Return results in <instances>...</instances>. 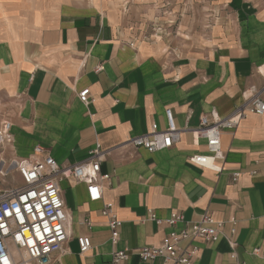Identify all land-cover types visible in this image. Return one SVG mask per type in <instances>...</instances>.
Wrapping results in <instances>:
<instances>
[{
	"label": "crops",
	"instance_id": "crops-1",
	"mask_svg": "<svg viewBox=\"0 0 264 264\" xmlns=\"http://www.w3.org/2000/svg\"><path fill=\"white\" fill-rule=\"evenodd\" d=\"M123 1L0 0V124L11 123L13 156L40 145L59 164H72L99 144L107 174L96 202L87 200L83 183L59 182L68 242L73 233L76 244L86 234L92 246L80 253L67 242L50 264H109L115 249L128 251L124 264H160L136 253L158 246L172 229L150 220V210L160 218L181 212L184 222L175 229L203 213L222 222L218 240L197 241L192 264H264V113L248 112L235 128L220 130L221 172L188 161L206 151L205 140L194 141L189 131L200 115L214 109L228 116L243 95L264 86V0H218L237 9L233 26H215L196 47L165 43L161 24L172 23L170 15L142 9L175 0ZM149 25L164 36L146 35ZM85 87L88 104L78 97ZM166 108L178 140L154 152L132 146L128 140L151 124L166 126ZM108 202L121 221L115 244L100 213Z\"/></svg>",
	"mask_w": 264,
	"mask_h": 264
},
{
	"label": "built area",
	"instance_id": "built-area-1",
	"mask_svg": "<svg viewBox=\"0 0 264 264\" xmlns=\"http://www.w3.org/2000/svg\"><path fill=\"white\" fill-rule=\"evenodd\" d=\"M263 93L264 86L261 90L243 95V102L228 116H220L214 109L200 115L198 126L189 131L194 141L199 138L205 140L206 151L190 155L188 161L216 173L221 172L224 154L220 147V130L235 128L248 112L264 113ZM88 96V87L78 92V97L84 104H88ZM164 114V128L153 123L148 132L133 136L128 142L134 147H143L148 152L171 147L178 140L180 130L171 109L166 108ZM10 126L8 120L0 124V148L4 147V143L10 144L12 141ZM102 156L100 146L96 144L87 158L61 165L44 147L36 145L30 155L10 158V168L0 173L3 176L15 174L19 182L0 189V264H50L52 255L64 250L70 238V215L59 182L62 179H72L83 183L87 200L100 201L102 181L107 178V174L102 173L100 168ZM238 176L239 172H234L232 180L235 181ZM100 213L106 217L110 241L115 244L121 221L109 202L103 203ZM148 218L157 225L166 224L172 229L158 246H143L136 250L143 262H151L159 257L160 264H192L199 251L197 241L214 242L221 232L222 222L216 221L208 213L185 222L186 226L180 229H175L174 226L184 222L181 212L172 211L166 218H160L150 210ZM84 222L90 225L89 221ZM230 222V232L233 234L236 221L231 218ZM76 241L80 253L88 252L92 246L91 239L86 234L76 236ZM229 245L232 249V239L229 240ZM230 255L234 257V252ZM127 258L126 249H115L111 252L109 264H124Z\"/></svg>",
	"mask_w": 264,
	"mask_h": 264
},
{
	"label": "rangeland",
	"instance_id": "rangeland-1",
	"mask_svg": "<svg viewBox=\"0 0 264 264\" xmlns=\"http://www.w3.org/2000/svg\"><path fill=\"white\" fill-rule=\"evenodd\" d=\"M124 0L123 2H125ZM233 1V0H232ZM171 5V6H170ZM169 7L152 6L142 7L147 8L145 12L149 11L151 15L154 12L158 15H170L168 20L172 23H165L162 28H165L167 39L164 40L168 44H177L185 47H196L197 44L207 42V39L211 36V31L215 26H233V21L230 18L237 13V9L231 5V2L227 6L218 3V0H175ZM150 26V27H149ZM147 34H157L156 36H164L152 29L149 25ZM161 27V26H160ZM179 34H176V31ZM155 40V37L152 38ZM160 39V38H159ZM160 39V41H162ZM264 72V69H260ZM13 156L12 147L9 144L4 143V147L0 148V172L5 171L9 167V160ZM19 179L15 174H8L3 176L0 173V189L11 187L14 183H18ZM81 229L80 226L74 225V232ZM73 238L68 242V247L71 250L77 248V244Z\"/></svg>",
	"mask_w": 264,
	"mask_h": 264
},
{
	"label": "bare ground",
	"instance_id": "bare-ground-1",
	"mask_svg": "<svg viewBox=\"0 0 264 264\" xmlns=\"http://www.w3.org/2000/svg\"><path fill=\"white\" fill-rule=\"evenodd\" d=\"M263 65V64H262ZM260 70V69H259ZM261 71V70H260ZM262 73L264 74V72L262 71Z\"/></svg>",
	"mask_w": 264,
	"mask_h": 264
}]
</instances>
